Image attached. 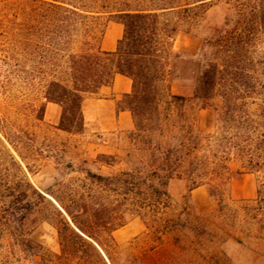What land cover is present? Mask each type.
<instances>
[{"label": "rangeland", "instance_id": "374dc122", "mask_svg": "<svg viewBox=\"0 0 264 264\" xmlns=\"http://www.w3.org/2000/svg\"><path fill=\"white\" fill-rule=\"evenodd\" d=\"M30 1L0 0V264H98L93 251L73 238L68 245L76 252L61 254L59 236L68 238L69 230H76L65 208L114 209V198L100 196L90 182L137 168L144 171L147 153L135 138L132 118L129 131L109 137L119 149L113 155L98 153L104 137L85 124L82 103L61 124V107L45 99L55 69L54 49L61 56L71 49L79 52L83 38L78 34L69 46L63 38L58 46L50 40L41 42L36 5ZM226 9L218 4L206 11L196 29L185 33L187 28L180 26L175 33L172 51L179 58L171 68L176 78L159 85L157 115L145 123L162 130L161 140L198 138L199 186L189 191L186 179L168 182L170 207L165 219L206 222L208 234L199 239L188 230L163 233L132 217L112 233L113 243L100 237V247L94 244L106 264H264V239L244 236L248 229L258 230L249 218L264 207V200L259 202L256 196L264 169L256 174L245 170L251 154L259 163L264 161V145L256 146L264 136V44L252 49L254 66L249 75L211 74L208 87L202 79L212 58L209 53L219 55L205 46L203 32L220 29ZM168 94L184 100L171 101ZM93 96L84 95L83 100ZM118 102L122 109L129 106V99L121 97ZM70 125V132L62 129ZM159 133L142 134L140 141L156 142ZM245 204L253 210L244 211ZM109 218L113 225V215ZM18 236L40 249L22 251Z\"/></svg>", "mask_w": 264, "mask_h": 264}, {"label": "trees", "instance_id": "16d2710c", "mask_svg": "<svg viewBox=\"0 0 264 264\" xmlns=\"http://www.w3.org/2000/svg\"><path fill=\"white\" fill-rule=\"evenodd\" d=\"M36 5L38 19L37 33L41 42L58 46V40L66 39L65 45L74 44V38L80 34L83 38L79 52L68 50L64 56L58 48L54 49V71L50 82L51 91L45 97L48 102L59 105L62 109L61 124L66 121L75 106H80L84 95H96L102 87H109L116 75L131 81V93L122 96L129 99L126 110L131 114L135 129V138L144 146L147 163L144 171L135 169L112 177H96L99 182H90L100 196L114 198L116 206L108 209L104 206H75L65 208L75 229H70L68 238L59 236L61 254L69 256L76 252L68 245L69 238L77 240L83 247L93 251L98 264H106L98 252V238L113 243L112 233L121 228L132 217L145 220L160 232L166 233L175 229L193 231L199 239L207 233L210 224L191 223L188 220L178 223L165 219L170 207V198L166 191L171 180L186 179L190 182L189 191L197 188L202 167L196 166V153L199 148L198 138L183 139L181 136H170L175 144L161 140V129L145 124L150 117L157 115V105L161 102L159 85L167 78L175 79L171 66L179 58L172 51V42L180 26H185L188 33L196 29L206 11L218 4L227 6L220 29L204 30L203 43L213 47L215 54L205 65L204 84L211 85L209 76L229 72L253 71V48L264 44V0H31ZM109 23L120 24L122 37L117 41L113 52L100 49V42ZM98 35V38H96ZM52 36V38H51ZM50 37V38H49ZM44 44V43H43ZM214 54V55H215ZM64 60V61H63ZM264 60V59H262ZM170 66V67H169ZM64 67V71L61 68ZM171 101H183L184 98L167 95ZM145 121V122H144ZM69 128H62L66 132ZM248 127V126H247ZM159 131L160 140L140 141L142 134ZM258 139L256 146L264 145V136ZM254 145L252 138L246 142ZM257 151V150H256ZM255 153V151H253ZM247 162L248 173H258L264 169V161L259 163L252 159ZM205 169V168H203ZM197 172H199L197 174ZM92 178L95 176H91ZM39 199L44 197L37 194ZM259 202L264 200V182H260L256 192ZM243 203V201H241ZM219 209L221 211L220 201ZM244 211L253 209L245 204ZM58 215L61 214L55 210ZM257 214L249 220L258 226V230L248 229L245 238L264 239V207L259 206ZM109 214L113 215V225ZM189 215V214H186ZM258 217V218H257ZM100 231L91 233L92 230ZM208 234V233H207ZM226 237L229 235L225 232ZM16 242L22 251L30 252L40 247L23 236ZM95 244V245H94ZM78 253V252H77Z\"/></svg>", "mask_w": 264, "mask_h": 264}, {"label": "crops", "instance_id": "0c3cea01", "mask_svg": "<svg viewBox=\"0 0 264 264\" xmlns=\"http://www.w3.org/2000/svg\"><path fill=\"white\" fill-rule=\"evenodd\" d=\"M123 28L120 24L110 23L100 42V49L113 52L117 41L121 39ZM131 81L123 76L116 75L109 87H102L93 97L82 101L81 111L85 124L94 126L104 141L99 146L98 153L113 155L119 151L109 143V137L129 131L132 127L131 116L126 110H117V102L124 95L131 93ZM117 139V141H119Z\"/></svg>", "mask_w": 264, "mask_h": 264}]
</instances>
